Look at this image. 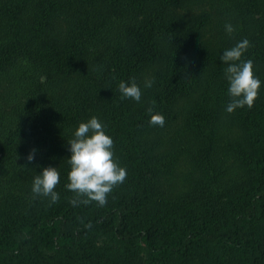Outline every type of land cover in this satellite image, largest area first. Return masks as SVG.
I'll list each match as a JSON object with an SVG mask.
<instances>
[{"label": "trees", "instance_id": "obj_1", "mask_svg": "<svg viewBox=\"0 0 264 264\" xmlns=\"http://www.w3.org/2000/svg\"><path fill=\"white\" fill-rule=\"evenodd\" d=\"M203 1L0 0V264H264V83L252 107L233 111L237 139L214 125L230 100L224 49L247 38L242 58L264 81V16L240 19L245 5L221 0L187 18ZM203 27L214 44L197 39ZM148 74L139 102L122 98L121 80L142 88ZM180 101L202 113L186 116L197 165L183 177L182 146L163 148L191 109L176 111ZM97 111L127 176L105 205H73L67 143ZM152 114L166 125L153 127ZM229 151L246 173L232 185ZM48 166L60 173L54 203L31 192Z\"/></svg>", "mask_w": 264, "mask_h": 264}, {"label": "clouds", "instance_id": "obj_2", "mask_svg": "<svg viewBox=\"0 0 264 264\" xmlns=\"http://www.w3.org/2000/svg\"><path fill=\"white\" fill-rule=\"evenodd\" d=\"M226 33L235 31L232 23L224 25ZM250 47V41L244 38L237 41L232 47L226 48L219 56L224 68L227 81V92L230 97L225 106V111L233 112L237 108L252 107L259 94V89L264 81L254 74L253 60L243 59V54ZM43 79V77H42ZM152 81L147 80L144 87H151ZM122 98L140 101L142 96L141 86L131 79L121 80L118 84ZM151 112V109H149ZM150 123L153 127L163 128L166 120L162 115H151ZM113 139L105 131V125L97 117L92 116L86 121H81L73 132V138L67 143L70 156L67 162L70 165L65 187L74 193L70 203L85 205L96 202L99 206L107 203L108 194L112 189L123 183L126 168L120 166L113 151ZM36 149L27 155V161L35 159ZM60 182V173L57 167H43L33 177L31 192L35 196L48 197L54 203L59 199L55 190Z\"/></svg>", "mask_w": 264, "mask_h": 264}, {"label": "rangeland", "instance_id": "obj_3", "mask_svg": "<svg viewBox=\"0 0 264 264\" xmlns=\"http://www.w3.org/2000/svg\"><path fill=\"white\" fill-rule=\"evenodd\" d=\"M220 3L221 0H204L201 3L194 4L189 10H187L186 8L185 10H183V13L187 16V18L194 17L196 19H203V16L205 14L212 13L215 7ZM235 3H237L238 9L240 8V6L243 7L242 5H245V7L241 9V11L246 16H244L245 18L241 17L240 19H248V17H251L250 19H253L255 17L264 16V0H235L233 1V4ZM214 35V31L209 30L208 27H203L201 30L197 31V39L199 37V41L201 43L214 44L218 40V38ZM157 68L160 70V65L157 66ZM151 79L152 78L148 74L147 77L143 80V84L145 83V81ZM143 84L141 88L142 96L148 89V87H144ZM134 102L139 101L132 100L131 103ZM188 106L191 107V109L189 108L190 111L187 110L183 114V116H179V119L177 121L171 123L169 127L166 128L164 138L165 143L163 145V148L167 146H171L173 148L182 146L179 151L177 150L178 152L176 154V159L178 163L175 166V172L180 174L182 173V177L186 176V174H191L194 169H196L197 165L195 161H193L192 150L189 147L190 144L193 143L196 136L193 135V133H189L188 124L186 122V116L189 113H197L200 117V114H202L199 111L196 112V110L198 109H196L195 106L192 107V105L186 101L178 102V105L176 106V111L178 109H181V107L185 110ZM212 113L213 115L216 114L213 111ZM98 114L99 112L97 111L93 116H97L98 118H100ZM232 115L233 112H219L217 115H215L216 118L214 119H216V122L214 125L217 126L218 130L221 131L224 135L230 133L231 137H229L235 140L241 134V128L237 126L235 120H233L232 118ZM201 123L204 124V122ZM185 138L189 139V141L186 142ZM182 140L184 141L183 145L180 144ZM234 155L235 154L233 151H229L224 154V167L228 171L223 178L224 184L226 185H232L234 183H237L239 180H244L246 177V173L242 171L243 169H241V163L234 160ZM261 225L264 226V223Z\"/></svg>", "mask_w": 264, "mask_h": 264}]
</instances>
